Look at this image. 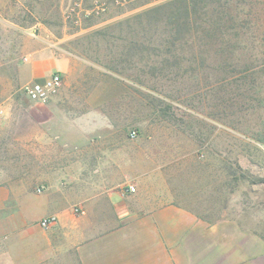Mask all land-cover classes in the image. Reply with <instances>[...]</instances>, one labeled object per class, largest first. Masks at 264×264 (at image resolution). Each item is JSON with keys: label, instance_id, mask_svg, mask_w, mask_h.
I'll use <instances>...</instances> for the list:
<instances>
[{"label": "rangeland", "instance_id": "374dc122", "mask_svg": "<svg viewBox=\"0 0 264 264\" xmlns=\"http://www.w3.org/2000/svg\"><path fill=\"white\" fill-rule=\"evenodd\" d=\"M164 1L0 0V62L24 59L26 51L37 48L64 61L61 85L48 100L56 97L71 120L62 131L65 144L54 145L66 156L54 152L46 179L45 160L31 155L25 139L22 177L37 193L48 181L74 189L80 181L93 183L94 168L105 164L103 155L111 151L118 170L127 167L131 184L143 175H164L201 215L212 221L235 219L264 242V144L254 137L264 108L248 119L235 113L229 119L226 85L217 81L223 78L219 58L208 56V49L197 68L192 62L180 70L163 65L159 71L160 65L151 63L149 38L159 29L134 17ZM248 1L254 4L241 8L252 7L264 27V4ZM198 53L199 46L201 57ZM13 83L18 106L5 117L2 113L0 124L18 123L4 128L5 134L45 132L29 122L26 90ZM0 163L18 166V160ZM72 210L81 213L77 203ZM8 238L9 255L0 256V264H13L15 258L14 239Z\"/></svg>", "mask_w": 264, "mask_h": 264}, {"label": "crops", "instance_id": "0c3cea01", "mask_svg": "<svg viewBox=\"0 0 264 264\" xmlns=\"http://www.w3.org/2000/svg\"><path fill=\"white\" fill-rule=\"evenodd\" d=\"M9 62H0L3 117L18 106L13 80L26 88L64 64L53 51L39 48ZM7 71L14 76H6ZM25 109L31 125L47 130L23 137L21 131L5 134L4 128H16L17 121L0 124V161L18 160L17 167L0 163V256L9 255L5 240L12 235L13 264H264L261 235L248 232L235 219H207L164 175L138 177L132 184L135 191H128L127 167L119 171L111 151L103 155L107 162L94 168L93 183L80 181L70 189L48 181L43 192H35L22 177V141L30 140L31 155L45 160L47 179L54 152L66 156L54 145L65 144L61 135L71 120L56 97L46 103L29 99ZM76 203L81 213L73 212ZM47 216H55V222L43 228L39 220Z\"/></svg>", "mask_w": 264, "mask_h": 264}, {"label": "trees", "instance_id": "16d2710c", "mask_svg": "<svg viewBox=\"0 0 264 264\" xmlns=\"http://www.w3.org/2000/svg\"><path fill=\"white\" fill-rule=\"evenodd\" d=\"M246 3L254 1L165 0L134 17L159 29L149 38L150 61L160 65L159 71L163 65L180 70L192 62L197 68L198 61L201 67L203 49H208V56L219 58L217 67L223 78L217 81L226 85L231 120L234 113L248 119L264 108V27L258 23L263 19L252 7L242 9ZM198 46L201 57L196 54ZM259 117L254 137L264 144V116Z\"/></svg>", "mask_w": 264, "mask_h": 264}, {"label": "built area", "instance_id": "2783aa9c", "mask_svg": "<svg viewBox=\"0 0 264 264\" xmlns=\"http://www.w3.org/2000/svg\"><path fill=\"white\" fill-rule=\"evenodd\" d=\"M61 85V75L59 72L54 71L48 77L42 80H35L31 82L26 88L27 96L34 102L46 103L49 97L57 91ZM3 109L0 108V118ZM134 134V133H132ZM128 191L134 192L135 186L128 185ZM55 222V216H47L39 220V225L43 228L50 227Z\"/></svg>", "mask_w": 264, "mask_h": 264}]
</instances>
